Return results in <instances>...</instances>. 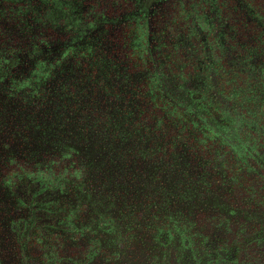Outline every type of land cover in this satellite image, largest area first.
Segmentation results:
<instances>
[{
    "label": "flooded vegetation",
    "instance_id": "obj_1",
    "mask_svg": "<svg viewBox=\"0 0 264 264\" xmlns=\"http://www.w3.org/2000/svg\"><path fill=\"white\" fill-rule=\"evenodd\" d=\"M0 264H264V0H0Z\"/></svg>",
    "mask_w": 264,
    "mask_h": 264
}]
</instances>
